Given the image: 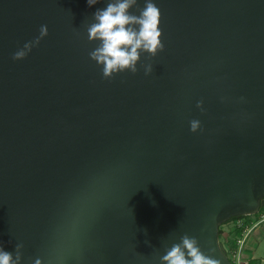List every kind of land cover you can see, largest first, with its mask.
<instances>
[{
	"label": "water",
	"instance_id": "95a60500",
	"mask_svg": "<svg viewBox=\"0 0 264 264\" xmlns=\"http://www.w3.org/2000/svg\"><path fill=\"white\" fill-rule=\"evenodd\" d=\"M108 2L0 0V248L164 264L187 235L232 264L219 226L264 199V0H155L162 49L106 78L87 29Z\"/></svg>",
	"mask_w": 264,
	"mask_h": 264
},
{
	"label": "clouds",
	"instance_id": "9594fccd",
	"mask_svg": "<svg viewBox=\"0 0 264 264\" xmlns=\"http://www.w3.org/2000/svg\"><path fill=\"white\" fill-rule=\"evenodd\" d=\"M97 2L88 0L90 7ZM136 3L137 0H109L104 8L97 9L94 22L87 29L89 40L100 41L99 47L90 56L102 65L106 78L116 72L136 71L141 50L155 55L163 47L159 27L161 12L157 3L155 0H144L139 15L130 11ZM46 34L47 27L41 26V36ZM25 55V51L21 50L15 53L14 58L20 59ZM198 124V121L192 122L193 131ZM161 259L164 264H219L201 251L195 238L187 235L168 249ZM0 264H16L12 254L3 248H0Z\"/></svg>",
	"mask_w": 264,
	"mask_h": 264
},
{
	"label": "crops",
	"instance_id": "0c3cea01",
	"mask_svg": "<svg viewBox=\"0 0 264 264\" xmlns=\"http://www.w3.org/2000/svg\"><path fill=\"white\" fill-rule=\"evenodd\" d=\"M250 217V216H249ZM252 217V216H251ZM244 218V225L247 227L256 220L255 218ZM238 220L227 221L223 223L222 236L224 239L228 240L232 238V235L236 229V224ZM249 228V232L245 237L244 244L240 251L241 258L245 264H264V242L262 241V236L255 226Z\"/></svg>",
	"mask_w": 264,
	"mask_h": 264
},
{
	"label": "built area",
	"instance_id": "2783aa9c",
	"mask_svg": "<svg viewBox=\"0 0 264 264\" xmlns=\"http://www.w3.org/2000/svg\"><path fill=\"white\" fill-rule=\"evenodd\" d=\"M263 202H264V199H263ZM264 206V205H263ZM258 217L257 219L254 221V223L258 224L262 221H264V208L263 210L261 211V213H258L257 214ZM244 220L243 219H239L237 221V224L236 226L237 227H242L244 226ZM253 225V223H251L248 227L245 226L244 228V231L242 232V235L236 239V249L234 250V252L231 254L230 256V261L232 262V264H245L241 258V255H240V251L242 249V246L244 244V241H245V237L247 236L248 232H249V228ZM255 226V224L253 225Z\"/></svg>",
	"mask_w": 264,
	"mask_h": 264
},
{
	"label": "trees",
	"instance_id": "16d2710c",
	"mask_svg": "<svg viewBox=\"0 0 264 264\" xmlns=\"http://www.w3.org/2000/svg\"><path fill=\"white\" fill-rule=\"evenodd\" d=\"M263 205H264V202L262 200L259 213H261V211L263 210V208H264ZM250 217L249 216H237V217H234V218L230 219V221L244 219V218H250ZM257 217H258V215H257ZM245 226L246 225H244L242 227H236V229H235V231H234V233L232 235V238L226 240V245L225 246L222 245V248H223L225 254L227 255V257L230 258L231 254L236 249V239L239 238L242 235V232L244 231V229H245L244 227ZM221 234H222V230H221V228H219V230H218V236H221Z\"/></svg>",
	"mask_w": 264,
	"mask_h": 264
},
{
	"label": "rangeland",
	"instance_id": "374dc122",
	"mask_svg": "<svg viewBox=\"0 0 264 264\" xmlns=\"http://www.w3.org/2000/svg\"><path fill=\"white\" fill-rule=\"evenodd\" d=\"M252 219H257V214L251 217ZM223 227V225H220L219 228ZM257 228V230L259 231L260 235L262 236V241L264 242V221L256 224L255 226ZM219 239V243L221 244V246H225L226 245V239H224V237L218 236Z\"/></svg>",
	"mask_w": 264,
	"mask_h": 264
}]
</instances>
